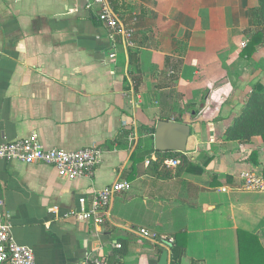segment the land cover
I'll return each mask as SVG.
<instances>
[{
	"label": "crops",
	"instance_id": "crops-1",
	"mask_svg": "<svg viewBox=\"0 0 264 264\" xmlns=\"http://www.w3.org/2000/svg\"><path fill=\"white\" fill-rule=\"evenodd\" d=\"M110 2L133 30L132 47L114 43L86 0H0V143L37 134L47 148L104 149L93 176L73 181L53 166L0 160V200L13 235L35 264L99 256L159 264L165 250L173 264L182 233L180 264H241L244 237L255 235L264 248V189L234 188L244 173L264 178V141L224 135L264 86V22L251 14L258 0ZM258 32L261 43L247 56ZM188 105L200 111L196 118ZM159 121L192 127L186 153L159 156L166 152L155 150L154 134V152L134 161L139 127L156 131ZM131 127L135 145L108 148ZM165 159L181 164L169 168ZM118 180L131 190L114 198L108 222L79 221L80 198L90 203Z\"/></svg>",
	"mask_w": 264,
	"mask_h": 264
},
{
	"label": "built area",
	"instance_id": "built-area-1",
	"mask_svg": "<svg viewBox=\"0 0 264 264\" xmlns=\"http://www.w3.org/2000/svg\"><path fill=\"white\" fill-rule=\"evenodd\" d=\"M86 9L96 14L97 20L105 26L111 34L114 43L120 40L127 47L133 46V30L128 28L113 8L110 0H86ZM115 54L111 58H115ZM138 140L136 130L129 137L131 146ZM104 149L92 146L78 151H66L60 148H47L37 134L13 142L0 143V160L16 161L25 165L53 166L58 175L67 180H76L82 177L93 176L95 169L101 163ZM150 164V160L146 162ZM163 164L169 168L178 167L179 159H165ZM235 190L256 192L264 189V178L255 172L242 175V185ZM131 190V183L118 180L111 186L95 192L90 203L86 197L79 200L80 212L78 220L83 223L92 222L96 226H103L108 222L111 204L114 198ZM229 192L230 187L222 188ZM5 202L0 200V264H35L34 252L27 246L19 244L9 223V216L4 212ZM143 238H151L149 231L140 230ZM119 249L121 244H117ZM83 264H109L103 256L88 258Z\"/></svg>",
	"mask_w": 264,
	"mask_h": 264
},
{
	"label": "trees",
	"instance_id": "trees-1",
	"mask_svg": "<svg viewBox=\"0 0 264 264\" xmlns=\"http://www.w3.org/2000/svg\"><path fill=\"white\" fill-rule=\"evenodd\" d=\"M252 18H257L259 23L264 22V0H258V7L251 12ZM261 43V33L255 34L250 43L246 46L244 54L252 55L256 47ZM187 110L195 111L194 118L200 112L195 109V106L188 105ZM134 131L133 127L126 128L122 131L120 136L108 143L109 149H128V139L130 134ZM139 141L136 150L133 154L134 161H144L154 152V134L155 127L147 126L139 127ZM254 137H261L264 141V86L257 85L250 94L242 112L235 119L233 124L226 130L224 140L228 142H249ZM159 156L177 158L181 153H158ZM255 155V153H254ZM186 236L184 233L176 237L175 246L172 249L173 264H180L182 257L185 254ZM240 255L242 259L241 264H264V248L259 243L255 235H248L244 237L241 242ZM197 264V261L193 262Z\"/></svg>",
	"mask_w": 264,
	"mask_h": 264
},
{
	"label": "water",
	"instance_id": "water-1",
	"mask_svg": "<svg viewBox=\"0 0 264 264\" xmlns=\"http://www.w3.org/2000/svg\"><path fill=\"white\" fill-rule=\"evenodd\" d=\"M192 134L189 124L172 121H159L155 131V150L157 152L186 153L188 140ZM168 246H172L167 242ZM168 251H163L159 264H168Z\"/></svg>",
	"mask_w": 264,
	"mask_h": 264
}]
</instances>
